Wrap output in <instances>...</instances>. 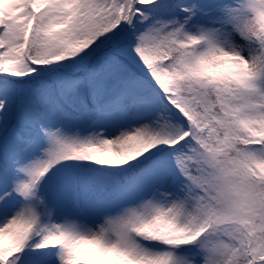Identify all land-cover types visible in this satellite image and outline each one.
<instances>
[{
	"label": "snow or ice",
	"instance_id": "snow-or-ice-1",
	"mask_svg": "<svg viewBox=\"0 0 264 264\" xmlns=\"http://www.w3.org/2000/svg\"><path fill=\"white\" fill-rule=\"evenodd\" d=\"M0 264H264V0H0Z\"/></svg>",
	"mask_w": 264,
	"mask_h": 264
}]
</instances>
